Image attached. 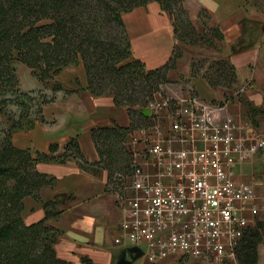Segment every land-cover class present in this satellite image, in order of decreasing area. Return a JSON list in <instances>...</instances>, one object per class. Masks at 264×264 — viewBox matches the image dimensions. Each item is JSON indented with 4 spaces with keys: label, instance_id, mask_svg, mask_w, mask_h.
Masks as SVG:
<instances>
[{
    "label": "trees",
    "instance_id": "1",
    "mask_svg": "<svg viewBox=\"0 0 264 264\" xmlns=\"http://www.w3.org/2000/svg\"><path fill=\"white\" fill-rule=\"evenodd\" d=\"M150 1L158 2L168 12L176 39L171 56L155 68H146L142 60L131 56V41L122 18L123 13ZM200 14H204L203 23L208 26V12L202 9ZM208 28L216 40L223 39L218 27ZM192 32L196 28L184 0H0V113L8 120L6 128L0 129V264H66L54 249L59 230L46 223L59 213L55 201L42 202L44 218L31 224L22 218L23 198L40 200V190L55 181L54 176L37 170L38 162L76 159L84 169L106 170L108 190L120 195L126 192L128 177L137 165L126 145L127 137L152 116L142 110L169 82L167 73L176 66L182 46L196 43ZM208 45L215 47L212 40ZM79 60L90 92L112 95L114 104L126 109L129 124L112 122L92 127L99 156L93 163L84 158L75 137L57 156L53 154L58 148L54 143L48 152L32 153L28 148L16 147L12 132L31 128L34 119L41 117L43 106L54 100V94L48 95L42 89L21 90L15 62H22L34 77L45 82ZM197 62L196 58L191 61L192 77L201 75ZM211 68L214 76L203 75L211 87L230 88L236 84V67L228 57L214 60ZM60 89L58 83L52 87L53 93ZM238 98L243 100L239 94ZM10 106H16L18 113ZM263 225L258 221L245 230L236 247L238 264H257L258 245L264 240L260 231Z\"/></svg>",
    "mask_w": 264,
    "mask_h": 264
},
{
    "label": "crops",
    "instance_id": "2",
    "mask_svg": "<svg viewBox=\"0 0 264 264\" xmlns=\"http://www.w3.org/2000/svg\"><path fill=\"white\" fill-rule=\"evenodd\" d=\"M184 4L195 26L201 10L208 12L210 26L218 27L223 33L221 52L235 65L237 84L242 85L246 80L254 78L253 85L243 90V96L256 107L264 105V76H261V71L264 72V43L255 41L254 31L252 36L249 35L252 23L249 18L252 17L246 11L247 1L184 0ZM123 19L130 37L133 58L142 60L146 68L158 67L168 60L176 43L168 12L161 13L160 8L155 6H139L123 13ZM248 38L253 41L246 42ZM201 52L195 51L190 45H184L176 66L167 73L173 84L181 85L186 81V87L180 86L177 89L179 92L172 97L178 106L184 103L191 90L205 100L219 101L224 94H230L225 89L211 87L201 77L190 76L191 61ZM252 64L256 66L250 68ZM28 69L29 74L26 72V76L20 77L18 74L20 89H42L45 93L54 94V100L43 106L42 118L36 117L31 128L12 132V143L19 148H28L32 153L37 150L48 152L50 144L54 143L58 145L53 152L57 156L64 152L68 141L75 137L84 158L88 162H96L99 156L91 136L92 127L110 125L112 122L127 126L130 119L126 109L116 106L112 95H94L90 92L81 60L63 67L45 82L34 77ZM55 83L62 89L53 93ZM236 104H227L225 111L239 115L235 109L242 112L243 107L241 103ZM160 120V123L149 127L152 130L140 128L131 133L126 141L129 150L136 153L143 149L146 138L168 133L171 121L164 117ZM135 160L146 166L140 155H136ZM36 168L54 176L55 181L40 190V200L32 196L23 198L24 222L31 224L44 218L42 202L54 200L59 213L48 218L46 223L59 230L54 243L57 257L66 261V264H88L87 261L92 264H116L124 246L116 244L114 237L119 234L118 226L124 212L116 194L107 188V171L84 169L73 158L63 162H38ZM175 260L177 258L171 256L158 264H172ZM139 264L151 263L145 260Z\"/></svg>",
    "mask_w": 264,
    "mask_h": 264
},
{
    "label": "built area",
    "instance_id": "3",
    "mask_svg": "<svg viewBox=\"0 0 264 264\" xmlns=\"http://www.w3.org/2000/svg\"><path fill=\"white\" fill-rule=\"evenodd\" d=\"M185 102L170 113L168 133L146 138L134 153L146 166L136 162L126 192L115 193L124 216L114 242L139 246L149 263L172 256L238 264L236 247L256 202L252 184L238 178L237 168L264 151V137L243 134L224 103L194 95ZM148 105L152 115L168 101Z\"/></svg>",
    "mask_w": 264,
    "mask_h": 264
},
{
    "label": "rangeland",
    "instance_id": "4",
    "mask_svg": "<svg viewBox=\"0 0 264 264\" xmlns=\"http://www.w3.org/2000/svg\"><path fill=\"white\" fill-rule=\"evenodd\" d=\"M246 1L248 4L246 11H248V15H251L252 17V18H249L252 21V23H250L251 31L249 32V35L252 36L253 31H254L256 35V38L254 37L255 41L256 42L261 41L264 43V0H246ZM142 6L159 7L161 13L165 11L164 9L161 8L160 4L156 1H150ZM122 18H123V14H122ZM204 20H206L204 14L202 15L200 14V18L199 20H197V26H195L196 32L191 33L194 40H196V43L195 44H185V45H190L194 47L195 51L197 50L202 51L201 54H198L194 56L193 58H196L198 60L197 70L201 74L196 77H201L203 79H205L204 76H214L215 74L214 69L211 68V65L214 60L220 59L222 57H226L221 52V45H222L221 42L222 41H218L214 38L213 33L208 28L210 24L207 22L208 26H205V24L203 23ZM249 38L248 40H246V42L249 41ZM209 40H212L215 43V47H209L210 46L208 45ZM252 41L253 39L251 38V41L249 42H252ZM15 65H16L17 73L19 74V76L20 77L26 76L27 74L26 72L29 71L27 66L19 61H16ZM255 66H256L255 64L254 65L252 64L249 67L254 68ZM216 67L217 66H215V68ZM261 76H264L263 70L261 71ZM183 80L184 79L182 78V81ZM253 81H254V78H250L249 80H246L244 84L242 85L237 84L236 82V84H234L230 88H226L222 86L213 87V88L225 89L230 93V94H224L223 97L219 101L218 100H205L204 98H201L197 94V92L189 88L191 90L190 95H194L198 97L200 101L209 102V103L219 102V103H224L225 105L228 104L229 106H232L233 104H235V102L238 104L241 103L240 105L243 107L242 112L239 111L238 108H236L237 106H235L236 113H239V115H235V113L233 112H230V113L233 114L238 119V121H240V123L244 126V131H242L243 134L246 135L249 133L255 138L264 137V105H262L261 107H256L253 104H251L248 100H246V98L242 94L244 89L250 88L251 85H253ZM183 83L184 84H181V85L173 84L172 80L169 79L168 83H165L161 86V89H160L161 93H158L154 100H158L161 98L167 99L168 108L160 109L158 112L152 113L151 117L147 115L149 116V119L140 128L152 130L149 127L153 126L154 124L160 123L161 117H164L165 119L167 120L169 119L171 121L170 113L176 111L177 108H179L181 105H185L186 103L184 99V103L181 105L179 104L178 106V104H176L175 99L172 98L175 94L179 92V90L177 89L180 86L181 88L186 87V81H184ZM254 87H257V86L254 85ZM262 93H263V99H264V91ZM238 94L243 99L242 101L239 100ZM225 95H227L229 98L225 99ZM10 107L12 108L13 111H15V113H18L16 106H10ZM147 107H149V105ZM35 108L36 107L34 106L33 108H31V110H34ZM7 123H8V120L6 116L0 113V129L6 128L5 126ZM151 123H153V125ZM140 128L136 129V131L139 130ZM149 133H151V131ZM237 176L238 178L246 180L247 182L251 183L255 191L256 206H255L254 211L251 213V216H249V226L254 225L258 221H261L264 223V151H261L257 153L256 155L251 156L250 158L246 160L245 163H243L239 168H237ZM260 231L262 235L264 236V225L260 227ZM258 253H259V259H258L257 264H264V240L259 244ZM145 260L146 259L142 256V257H139L137 260H135L133 264H139L142 261L144 262ZM175 261L176 262H172V264H213L211 261H208V260L189 259L185 257H182L179 260L177 258V260ZM151 264H158V263H151Z\"/></svg>",
    "mask_w": 264,
    "mask_h": 264
},
{
    "label": "water",
    "instance_id": "5",
    "mask_svg": "<svg viewBox=\"0 0 264 264\" xmlns=\"http://www.w3.org/2000/svg\"><path fill=\"white\" fill-rule=\"evenodd\" d=\"M142 112L145 115L150 114L149 108H144ZM143 251L139 246L132 245L128 247H124L120 255L118 256L116 264H132L135 260H137L140 256H142Z\"/></svg>",
    "mask_w": 264,
    "mask_h": 264
}]
</instances>
